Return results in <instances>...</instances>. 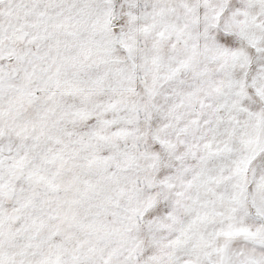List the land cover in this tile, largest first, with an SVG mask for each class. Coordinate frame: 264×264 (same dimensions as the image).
Returning a JSON list of instances; mask_svg holds the SVG:
<instances>
[{
    "label": "snow or ice",
    "instance_id": "6c2138e0",
    "mask_svg": "<svg viewBox=\"0 0 264 264\" xmlns=\"http://www.w3.org/2000/svg\"><path fill=\"white\" fill-rule=\"evenodd\" d=\"M0 264H264V0H0Z\"/></svg>",
    "mask_w": 264,
    "mask_h": 264
}]
</instances>
